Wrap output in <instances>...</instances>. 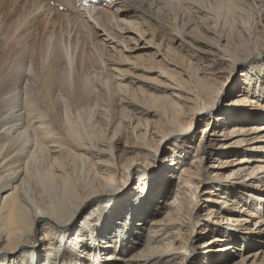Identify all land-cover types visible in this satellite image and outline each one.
Segmentation results:
<instances>
[{
    "label": "bare ground",
    "instance_id": "obj_1",
    "mask_svg": "<svg viewBox=\"0 0 264 264\" xmlns=\"http://www.w3.org/2000/svg\"><path fill=\"white\" fill-rule=\"evenodd\" d=\"M56 3L64 12L55 11ZM20 6L7 29L0 23V50L9 49L12 59L7 68V56L0 57V264H193L197 227L211 236L207 248L222 245L217 252L226 253L241 245L238 262L222 254L221 262L209 256L207 264H264V0H15ZM39 17L50 32L36 46L29 31ZM153 24L148 41L158 34L166 51L181 45L200 63L203 71L195 72L210 81L226 75L225 82L213 91L191 77L171 87L148 79L164 76L145 67L143 56L128 64L133 58L125 52L137 50L121 42L122 34L138 42L147 32L142 26ZM106 49L116 57L105 59ZM236 71L244 90L221 96ZM229 97L237 99L224 108ZM251 98L252 109L225 110ZM212 114L228 121L218 126L226 143L217 148L208 140L218 132L208 128ZM201 118L209 122L206 141L197 144L190 131ZM88 127L101 128L103 136L88 137ZM107 132L112 137L103 144ZM129 137L121 150L113 143ZM155 137L158 145L172 141V169L161 173L175 180L148 191L143 178L155 182L159 172H142L140 165L153 167ZM214 157L225 176L192 177L191 168L206 174L203 160ZM72 168L83 180L70 176ZM129 177L140 190H128ZM200 184L209 187L205 203L218 190L235 205L215 212L225 229L218 219L200 224ZM206 208L209 218L215 207ZM243 248L257 251L245 256Z\"/></svg>",
    "mask_w": 264,
    "mask_h": 264
},
{
    "label": "rangeland",
    "instance_id": "obj_2",
    "mask_svg": "<svg viewBox=\"0 0 264 264\" xmlns=\"http://www.w3.org/2000/svg\"><path fill=\"white\" fill-rule=\"evenodd\" d=\"M11 1L12 0H0V20H1L0 23L3 26L5 25V28L3 27L4 29H7L10 26V24H11V20L15 19L16 15H14V14H17V12H20L21 9L23 8V6L22 7L20 6L21 8L19 7L20 9L16 10V8H15V0L12 1V4H9ZM108 1H110V0H108ZM13 3H14V5H13ZM53 3L54 2H50V5H52ZM2 4H4V5H2ZM5 4H6V6H5ZM7 5H9V6H7ZM99 6L100 5H97V6L95 5L96 8L99 7ZM12 8H13V10H11ZM98 9H100V8H98ZM112 9H114V8H112ZM8 10H10V11H8ZM14 10H15V13H13ZM55 11L56 12H60V13L64 12L63 10H60L58 7L55 8ZM9 19H10V21H9ZM117 19L118 20H123L124 18H122L121 15H119V16H117ZM133 23H136V22H133ZM43 24H44L43 23V17H39L37 20L32 22L31 31H29V33L33 32L32 35L34 34L33 35L34 36V41H32L33 45L36 44V46H37V43L40 44L45 39V37L47 36L45 34V32L47 31V34L50 32L49 29H48L49 26L46 25V28H45V25H43ZM142 28L143 29L145 28L147 30V32L144 33V38L143 39L138 40V42H136V41L129 42V41H127L128 37L131 38V39L132 38L134 39L135 36L131 35V34H127V32H125V33L122 34L123 40H121V42H124L127 46L129 45L131 47H136V50H137V51H134V52H131V53L125 52L128 57L133 58V59H131V61H129V62L127 61L128 64H132L133 63V64H137L138 65L139 62H140V61H138V57L143 56L142 59H144L143 61L146 62V64L143 62V65H145V67L153 68V69H155L156 71H158L160 74H162L165 77V78L162 77V76L157 77L156 74H155L153 76H148V79H150V80L156 79V81H161V82H166V80H167L166 84H169L171 87H176L175 86L176 83H178L180 81H183V80L187 81V80H189L187 78H191L192 77L191 79L194 82L196 81V79L200 80L201 82H206V87L210 86L209 88L210 89L213 88L212 89L213 91L218 89L219 85L221 83L225 82L224 78L227 77L226 75H225V77H223V75H221L222 76L221 78L214 79L213 81L212 80L210 81L208 79V77H206V75L203 76L202 74H199V73H201V71H203L200 63L195 62L194 60L191 59L190 56L188 57L187 54L182 52L181 51L182 49L180 48L181 45L179 46V44H173L172 46L166 47V48H168L167 51H166V49H163V47L166 44V41H161V43H159L160 41H159V35L158 34L154 35V38H153L152 41H148V39L151 38V34L154 32V30H156L155 24H153L150 27L149 30H148L149 27H147L146 25H143ZM43 29H45V30H43ZM52 31L56 32L57 30L54 31L52 29L51 32ZM142 34H143V32H142ZM54 37L57 38V35H54ZM191 38H192V36H190L189 38L185 37V39H187V40H190ZM26 40L28 41L29 39H26ZM9 43H10V45H13V46L15 45V44H13L14 43L13 41H10ZM79 44L80 43H77V48L79 47ZM22 45H25V44L23 43ZM8 47H6V48H8ZM106 50H107L106 52L108 54H106V52L104 50L103 51L104 52L103 53L104 54V58H105V55H106V58L107 57H111V58H115L116 57L115 52L112 54L111 52H109L108 49H106ZM138 50H141V51H138ZM9 51H10L9 49L3 50V52H4V54H3L2 50H0V57L3 58V56L5 57V55L7 57L9 56V58H8L9 60L7 59V57L5 59L3 58V60L5 61V65H4L5 67H7V66L9 67L10 63H11V60H12V59H10V52ZM155 51L158 53V55H157L156 58L152 59V55L154 54ZM6 52L8 53V55H7ZM2 54H3V56H2ZM164 55H166L167 57H164ZM134 56L136 57V59L134 58ZM195 63H196V65H195ZM159 67H162V68H159ZM196 70H198L199 73L195 72ZM193 72H195V74ZM137 75H140V74H137ZM177 75H179V76H177ZM90 76L92 77V74ZM168 77H171V78H168ZM173 78H174L175 81L173 80ZM178 78H179V80H177ZM156 81H152V82H149V83H152V84L156 85L157 84ZM194 86H195V83H194ZM244 88H245V84H244V78L242 77V72L241 71H236L232 75V78H230L228 80V82L226 83V86L224 87L221 96H224V94H228L229 95V94L232 93V94L235 95V97H238L240 95V92H242L244 90ZM186 89H191V88L187 87ZM186 89H183V90L186 92ZM248 92H249V89H248ZM235 99H237V98H233L232 99V97H229L228 99H226L223 102V107L225 108L224 104L230 105L231 102H233ZM172 100L175 103H179V101L177 99H172ZM253 103H255V100H254V98H251V99H249V102L242 103L243 105H240L239 107H236V106L239 105L237 103L236 105L233 104V106H235V107H233V106H231L230 108L226 107L227 109H225V110H228V113H230V112H232L233 110H236V109H240V110L248 109V108L252 109L253 105H254ZM218 104H220V101L218 102ZM186 110H187V114H188L189 113L188 111L190 109L187 108ZM216 115H218V114H216ZM216 115L212 114L211 117H213V118H211L210 124H209V127H208L210 129L212 127V125H213V128L217 129V131H218L217 132V136L209 137V139H208V140H211L212 142H213V139L215 140V142L212 143L214 145V148H217V147H219L221 145H224V143H226V141H224L225 139H223L224 137H223V134L221 132L223 130V127L219 128L218 126L220 124H222V123L224 125L227 124V126H228V121H226L225 116L222 115L221 117L216 118ZM184 120H186V118L182 119V121H184ZM207 120L208 119L201 118V119L193 121V125L191 127V131L190 132L192 133L191 137L193 139H195V143L197 142V144L200 143L201 140H202V142L206 141V134L203 135L202 131H203V128L206 127V122L205 121H207ZM208 122H209V120H208ZM85 127H87V126H85ZM100 130L102 131L101 128L100 129L99 128H97V129L95 128L94 129V128L88 127L86 129V131H88L87 136L89 137V136L92 135V136L102 137L104 132L103 131L100 132ZM86 131H85V134H86ZM128 133H130V132H128ZM208 133H210V135H211V132H207V134ZM111 137L112 136L109 134V132H107V135H106L107 139H105L106 141H102V143L106 144V142H107V144H108L110 142L109 139H111ZM188 138H190V137H188ZM154 139H155V142L152 141V143L149 145L150 147H155L156 145L158 147V152L156 154V158L154 160L153 167L146 168V167L140 165L142 167L141 168L142 172L148 173L149 171H152V169L157 170V172H159L158 173V178H157V180L155 182H154L153 178H152V181H150V180L146 181L143 178L142 188H144V189H146L148 191H150L151 187L153 186V183L161 181V183H166L167 186H170L175 180L174 177H171L172 173H171V175H169L168 172H165V174L161 173V169H163V167L165 168V170L172 169L170 164H171V161L173 160V158L175 156V154L172 153V146H171L172 141L168 142V143L163 141L161 145H158V143H157L158 139H156V137ZM113 143H117L115 145L117 146V148L119 150H121L123 148L122 146L124 144L132 143V139L129 137V139H127L126 143L121 142V141H117V142L114 141ZM192 145H195V144H190L189 146H192ZM188 148H189L188 145H185L184 149L187 150V151H190V149H188ZM181 158H182V156H181ZM183 159H185V157ZM216 159L217 158L214 157V159L212 161L203 160V163L201 165V169H206L207 168L206 174L201 173V175H200V174H198V172L195 171V168H191L192 177L195 178V179H197L199 177V179L202 180L203 177L205 175L209 174V173H211V176H214L215 173L217 174V176L219 175V173L220 174L222 173L219 176H222V175L225 176V172H223L222 170L217 169V167H216L217 166V162H216L217 160ZM192 161H193V159H189L188 163H191ZM144 162H145L144 160L139 161L140 164H143ZM75 170L76 171H74V172L76 174L73 172V168L68 170V172L70 171L69 172L70 176L73 175L72 177H73V179L75 181H76L77 177L78 178L80 177L82 179H80V178L79 179L83 180V176L81 177V175L77 172V169H75ZM71 172H73V173L71 174ZM227 172L228 171L226 170V173ZM145 177H149V175H146ZM85 179L86 178L84 177V180ZM231 182H234V181L232 180ZM244 182H246V180H244ZM127 186H128V190H131V191L134 190L135 187H136L137 190H140V185L138 186V181L136 179H132V177H129V184ZM208 188H209L208 185L200 184L199 191H198V193H196V199L200 200V203H199L198 207H201V209H199V210H203V211H200L201 214H199V215H201V218H199V220H201L200 224L201 225H203L204 223L211 224L212 222H216V219H218L217 220L218 221L217 222V226L218 227L222 226L225 229L227 227L225 221L222 222L218 217L216 218L217 215L215 214V212H216V210L218 211L220 209L221 210H227L229 207H233L235 205L232 203V201L231 202H225L222 199V197L217 196L216 194L219 193L218 190H217V192H214L213 194H211L212 195L211 199L213 201H210L209 203H205V197H207L209 195L202 194V193H207L208 192ZM253 198L250 197L249 199L252 200ZM251 202H252V204L256 203V201L254 199ZM260 203H262V202L259 201L258 205ZM208 204H210L211 207H215L213 212H212V216L209 217V218L205 217L206 216V211H204V210L207 209L206 206ZM212 204H215V205H212ZM237 212H240V208H237ZM240 214H242V213L240 212ZM249 226H250L251 230H255L254 225H252V224L250 225L249 224ZM196 235H199L200 239L197 242L199 247H198V249L196 251V260L194 261L193 264H207L208 263L207 260H209V256H211V259L209 260V262L210 261L221 262V260L223 258L220 259V256H222V254L223 255L229 254L231 256L233 262H238L239 261L238 255H239L240 251H236V250L240 249L241 245L239 247H237V248L232 249V252H229V251L226 252V253H225V251L224 252H217L219 247H221L222 245L213 246L215 248H213V247L212 248L211 247L207 248V246H204V242L211 241V236L209 234L205 233L204 231H201V229H198V227H197L195 229V233H194L193 236L195 237ZM90 242H91V240H89V242L87 241V243L89 245L92 243V242L91 243ZM208 246H210V245H208ZM90 247H92V244L90 245ZM207 249H210V250L207 251ZM256 251H257V249H255V251H252V253L251 252L245 253V249L243 248L241 252H242L243 255L247 256V254H249V253H250V255H253L254 253H256ZM189 254H190L189 252L185 253V255H187V256ZM29 259H30V256H29ZM109 262H111V261H109ZM31 264H35V261L31 262ZM95 264H97V262H95Z\"/></svg>",
    "mask_w": 264,
    "mask_h": 264
}]
</instances>
